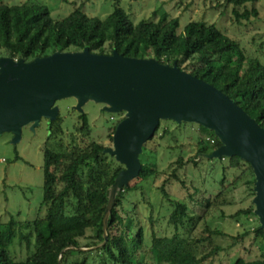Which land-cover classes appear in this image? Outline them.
Returning <instances> with one entry per match:
<instances>
[{"label": "trees", "instance_id": "1", "mask_svg": "<svg viewBox=\"0 0 264 264\" xmlns=\"http://www.w3.org/2000/svg\"><path fill=\"white\" fill-rule=\"evenodd\" d=\"M62 1L74 5L63 17H54L52 10L39 2H0V57L31 61L58 51L90 50L103 54L118 51L125 56L153 57L163 64L177 63L182 70L213 84L236 100L264 127V61L258 53L249 54L240 39L228 34L218 23L191 20L180 31V18L171 17L167 11H155L152 18L134 21L123 7L116 5L102 18L86 13L85 1L79 4ZM218 1H222L225 8L223 14L230 10L234 23L241 25L259 17V5L264 0ZM260 44L264 47V41ZM117 114L122 117L117 119ZM117 114L110 113V120L116 121L109 127L112 128L111 140L125 116L124 112ZM173 123L176 128L168 124L162 129L161 137L169 135L178 141L181 130L186 132L191 128L197 131L191 135L196 140L197 150L188 158L180 152L158 187L161 194L158 207L164 208L166 213L157 215V204L150 196L148 185L157 176V163L144 160L148 143L157 139L162 121L156 136L143 146L139 176L116 196L108 220V241L102 246L99 244L104 241L103 217L109 200L108 190L124 166L115 156L104 152L108 146L96 140L81 145L71 143L65 148L46 146L42 200L46 213L22 224L32 229L30 236H35L36 250L23 260L11 255L9 247L18 225L11 217L8 222H0V264H212L216 261L228 247L218 244L215 238L227 234L213 227L209 217L215 211L226 215L222 207L231 203L227 195L240 185L246 187L251 201L229 217H257L252 201L254 171L240 156L208 157L221 146L213 130L195 123ZM62 124L60 115L50 121L49 139H58L63 134ZM74 128L69 135L71 138L75 133L80 134L81 140L92 136V124L85 112L80 114ZM196 173L204 180L205 176L213 177L212 183L216 182L220 190L209 192L203 180L200 185L195 184ZM170 182L187 188L190 183L194 189L188 195L191 201L172 195L167 186ZM153 193L157 198V192ZM199 193L203 196L198 197ZM137 194L142 197L137 202L139 205L148 203L147 214L139 212L137 203L131 209L125 208L128 197ZM195 207L200 210L197 212ZM250 230L247 228L235 240L250 234ZM252 231L260 256L256 259L238 257L233 264H264V229L258 219ZM82 239L88 242L84 244Z\"/></svg>", "mask_w": 264, "mask_h": 264}, {"label": "water", "instance_id": "2", "mask_svg": "<svg viewBox=\"0 0 264 264\" xmlns=\"http://www.w3.org/2000/svg\"><path fill=\"white\" fill-rule=\"evenodd\" d=\"M65 98H74L73 108L81 114L89 101L102 104L104 112L125 113L113 134V147L104 150L124 169L108 190L104 241L99 246L108 241V220L118 192L139 176L143 146L167 120L213 130L221 146L208 157L240 156L251 164L254 213L264 229V127L213 84L177 63L118 51H58L31 61L0 57V135L12 133L14 144L21 140L24 127L35 130L43 118L56 120L60 115L56 103Z\"/></svg>", "mask_w": 264, "mask_h": 264}, {"label": "rangeland", "instance_id": "3", "mask_svg": "<svg viewBox=\"0 0 264 264\" xmlns=\"http://www.w3.org/2000/svg\"><path fill=\"white\" fill-rule=\"evenodd\" d=\"M32 1L47 5L52 10L54 17H63L74 8V5L62 0H0V2L7 4ZM70 1H77L78 4L85 1V12L102 18L111 13L116 5L123 7L134 21L152 18L155 11H167L171 17L180 18V31L191 20H205L209 23L216 22L228 34L239 38L249 54L258 53L264 61V47H260V43L264 41V1L259 5V17L252 18L249 23L246 22L241 25L234 23L230 10L223 14L225 8L222 1L219 2L218 0ZM75 103L76 100L74 98H65L58 100L56 103L60 108V116L63 118L62 125L64 130L58 139H49L50 121L46 118L41 120L40 125L35 130H32L30 126L24 127L21 140L15 144L12 142V133L7 132L0 135V222H8L11 217L18 221L16 234L9 247L11 255L17 260L26 259L37 247L35 236H30V233L33 232L32 229L23 227V222L44 216L46 213V208L42 206L45 147L65 148L70 146L71 143L81 145L94 140L105 146L113 147V140L110 138L112 128L109 127L116 121L110 120V113L102 111L103 105L94 101H89L84 105V112L92 124V136L83 140L80 139L79 133H75L73 138L69 136L75 131L74 127L81 114L73 108ZM116 116L117 119L122 117L121 114ZM168 124L176 128L173 121L171 123L162 121L163 127L156 134L157 139L148 143L144 153L146 162H155L158 166L157 176L148 184L151 188L150 196L153 197L152 200L157 204V215L166 213L164 208L158 207L161 202V194L158 187L170 173V164L175 161L180 152H184L186 158H188L196 153L197 150L196 140L191 138V135L193 133L196 134L197 131L195 132L191 128H188L186 132L181 130V136L178 141L172 140L169 135L164 138L161 137L162 129ZM59 140H62V145L58 143ZM171 146L174 147L171 148ZM154 149L157 151H154ZM196 174L195 184L200 185L203 180V186L209 192L216 193L220 190V186L216 182L212 183L213 177L205 176V181L202 177H199L200 174ZM185 178H187L186 175ZM190 183H188V188L187 186H181L177 182H170L167 186L172 195L190 202L189 192L194 191ZM153 192H157V198L152 196L154 195ZM201 196H203L202 193H199L198 197ZM251 198L244 185L237 186L234 191H230L227 195V199L231 203L222 207L226 215L222 216V212L215 211L209 217V222L213 227L221 228L227 234L226 236L215 238L216 242L228 247L227 250L220 253L212 264H233L238 257L256 259L260 256V247L254 242V233L252 231L257 225L258 218L254 215H249L248 217L242 215L239 219L229 217L237 210L246 208ZM140 200H142V197L138 194L135 196L130 195L124 203L125 208L131 209L134 203L140 202ZM144 206L146 205L140 204L138 210L140 213L147 214L150 207L148 203L146 207ZM199 210L197 207L196 211L198 212ZM161 225L165 226L166 223ZM247 228L251 229V233L236 241L235 237L240 233L243 234ZM167 234H170V231H167ZM22 236L24 237L22 238ZM86 242H88L86 239H82V243L85 244ZM73 257L75 258V256ZM78 257L81 258L82 256L78 255Z\"/></svg>", "mask_w": 264, "mask_h": 264}]
</instances>
